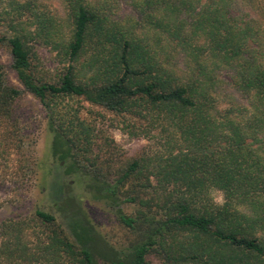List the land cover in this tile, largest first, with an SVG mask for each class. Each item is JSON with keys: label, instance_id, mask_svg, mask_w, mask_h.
I'll list each match as a JSON object with an SVG mask.
<instances>
[{"label": "trees", "instance_id": "trees-1", "mask_svg": "<svg viewBox=\"0 0 264 264\" xmlns=\"http://www.w3.org/2000/svg\"><path fill=\"white\" fill-rule=\"evenodd\" d=\"M85 1L75 2L65 37L31 0H0V47L22 84H8L0 63V159L11 150L23 156L15 103L29 92L45 107L62 173L116 206L133 236L114 247L82 210L69 232L55 213L37 209L0 224V264H264V51L254 18L235 13L254 0H134L143 35ZM27 10L38 35L63 43L70 63L57 79L34 68ZM161 38L193 57L187 77L161 59ZM221 68L247 102L220 91L230 85ZM80 98L120 115L130 139L144 135L154 145L124 155L70 102Z\"/></svg>", "mask_w": 264, "mask_h": 264}, {"label": "rangeland", "instance_id": "rangeland-1", "mask_svg": "<svg viewBox=\"0 0 264 264\" xmlns=\"http://www.w3.org/2000/svg\"><path fill=\"white\" fill-rule=\"evenodd\" d=\"M31 1L36 5L37 12H43V16L47 19L51 18L56 25L60 26L65 37H69L72 8L77 0ZM85 2L105 10L112 19L122 24L135 26L137 32L143 35L138 23L141 15L134 0H87ZM24 12V18L28 17L30 21H33L30 27L33 37H29V40L35 51L32 57L34 68L44 78L57 79L63 72L65 73L70 63L63 53V43H55L44 38L43 35H38L36 30H40V26L36 22L35 13L30 10ZM235 13L244 20L254 18V27L257 31L255 43L258 49L262 45L264 51V0H254L251 4L242 2L235 9ZM149 41L155 43L156 37L150 35ZM160 41L161 44H156V47L161 59L170 61L182 77H187L194 70L193 57L181 47L171 45L165 38H161ZM89 58L88 53L84 58L82 57L81 61L83 59L88 61ZM0 63L7 83L22 87L11 68V56L5 47H0ZM90 73L91 70L88 69L87 74ZM217 74L230 83L228 85L224 81L221 82L219 89L222 93L233 91L242 98L243 102H247L241 92L234 88L228 69L221 68ZM221 97L224 101L227 98L224 94ZM224 101L223 105H226L227 102ZM70 102L76 108H80L86 118L95 121L104 136L115 137L124 155H132L145 145H154V141L144 135L130 139L129 130L125 129L126 122L120 115L108 112L103 107L93 105L81 98ZM15 112L23 133L21 147L23 156L19 160L20 156H16L11 150L8 155L0 159V224L9 219L31 218L37 209H45L55 213L59 222L71 232L77 220L84 217L83 213L79 212L82 210L109 244L114 247L125 246L133 234L118 221L116 206L105 200L93 198L82 185L75 184L72 178L65 176L51 156L49 146L52 132L47 125L46 110L40 100L31 93L24 92L16 100ZM212 194L218 201L224 200L223 191L214 189ZM72 198L76 200L75 203ZM125 206L127 211L134 210L132 205L125 203ZM32 238L35 241L36 236L33 235Z\"/></svg>", "mask_w": 264, "mask_h": 264}]
</instances>
